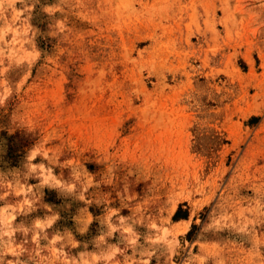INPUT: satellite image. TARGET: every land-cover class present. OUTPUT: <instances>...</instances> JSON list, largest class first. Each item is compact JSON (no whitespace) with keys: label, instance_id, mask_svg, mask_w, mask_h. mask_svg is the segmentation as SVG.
Here are the masks:
<instances>
[{"label":"rangeland","instance_id":"obj_1","mask_svg":"<svg viewBox=\"0 0 264 264\" xmlns=\"http://www.w3.org/2000/svg\"><path fill=\"white\" fill-rule=\"evenodd\" d=\"M0 264H264V0H0Z\"/></svg>","mask_w":264,"mask_h":264}]
</instances>
